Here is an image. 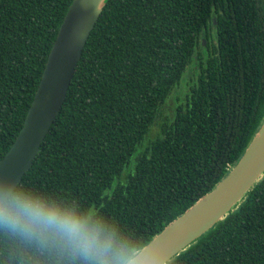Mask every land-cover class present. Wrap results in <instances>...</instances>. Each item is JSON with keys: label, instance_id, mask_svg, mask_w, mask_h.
<instances>
[{"label": "trees", "instance_id": "obj_1", "mask_svg": "<svg viewBox=\"0 0 264 264\" xmlns=\"http://www.w3.org/2000/svg\"><path fill=\"white\" fill-rule=\"evenodd\" d=\"M72 1L0 0V159ZM263 120L264 0H107L19 184L148 243L225 177ZM42 259L0 235V264ZM168 264H264V176Z\"/></svg>", "mask_w": 264, "mask_h": 264}, {"label": "water", "instance_id": "obj_2", "mask_svg": "<svg viewBox=\"0 0 264 264\" xmlns=\"http://www.w3.org/2000/svg\"><path fill=\"white\" fill-rule=\"evenodd\" d=\"M107 0H73L58 28L21 129L0 159V170L19 183L58 115L87 38ZM212 25L216 21L212 18ZM202 47L205 40H201ZM264 176V120L239 160L212 190L154 235L156 264H168L234 211ZM153 241L156 244H153ZM143 251V248H141Z\"/></svg>", "mask_w": 264, "mask_h": 264}, {"label": "clouds", "instance_id": "obj_3", "mask_svg": "<svg viewBox=\"0 0 264 264\" xmlns=\"http://www.w3.org/2000/svg\"><path fill=\"white\" fill-rule=\"evenodd\" d=\"M0 235L38 253L39 264H156L157 251L114 221L28 189L11 171H0Z\"/></svg>", "mask_w": 264, "mask_h": 264}, {"label": "rangeland", "instance_id": "obj_4", "mask_svg": "<svg viewBox=\"0 0 264 264\" xmlns=\"http://www.w3.org/2000/svg\"><path fill=\"white\" fill-rule=\"evenodd\" d=\"M188 77H189V82H190L191 75H189L188 72H187L185 74V78H183V80L181 81L180 85L173 90V93L171 94L169 100L163 106L162 113H163L164 116L167 115V114L172 113V107H173V104L175 102V98L183 97L184 93L187 91V86H188L187 85V79H188ZM151 131H152L151 132V136H153L155 134V132H156V128L153 127Z\"/></svg>", "mask_w": 264, "mask_h": 264}, {"label": "snow or ice", "instance_id": "obj_5", "mask_svg": "<svg viewBox=\"0 0 264 264\" xmlns=\"http://www.w3.org/2000/svg\"><path fill=\"white\" fill-rule=\"evenodd\" d=\"M0 171H2V170H0Z\"/></svg>", "mask_w": 264, "mask_h": 264}]
</instances>
